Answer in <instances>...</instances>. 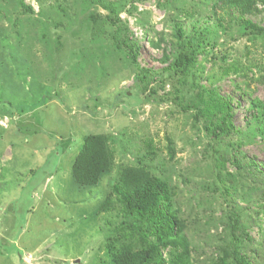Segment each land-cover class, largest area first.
<instances>
[{
  "label": "rangeland",
  "instance_id": "rangeland-1",
  "mask_svg": "<svg viewBox=\"0 0 264 264\" xmlns=\"http://www.w3.org/2000/svg\"><path fill=\"white\" fill-rule=\"evenodd\" d=\"M215 2L0 0V264H111L141 245L117 230L126 169L167 188L164 264H264V34L218 23ZM246 18L264 29V10ZM91 136L113 162L80 186Z\"/></svg>",
  "mask_w": 264,
  "mask_h": 264
},
{
  "label": "trees",
  "instance_id": "trees-1",
  "mask_svg": "<svg viewBox=\"0 0 264 264\" xmlns=\"http://www.w3.org/2000/svg\"><path fill=\"white\" fill-rule=\"evenodd\" d=\"M259 6H261V9ZM263 10L264 0H216L215 2V16L218 23L223 24L226 22L241 26L245 34L252 36L264 34V29L258 27L246 17ZM89 18L92 20L96 19L93 14ZM197 51L199 50L195 46H190L186 50L185 56L176 58L175 66L180 64L182 59L189 66L192 65L195 60L194 53ZM256 66L258 69L264 70L263 61H258ZM223 101L224 99H222ZM227 104L230 105L228 102ZM221 105V102L215 103L214 101L215 108L217 107L221 110ZM194 107L200 111L198 106ZM253 107L262 109L260 114L264 117V106L261 107L258 104H254ZM225 114L227 118H222L221 116L220 125L217 127L218 130H225L230 113L227 111ZM216 132L215 130L214 135ZM212 158L215 163L224 161L216 153H214ZM112 162L113 155L107 139L103 136L88 137L74 166L75 181L80 186L96 185L101 175L110 170ZM119 182V189L126 211L123 216L124 221L117 230L124 233L126 231H137L140 235V240L143 241L141 245L131 243L115 250L111 264H164L160 248L170 245L171 238H177L176 219L169 214V209L164 202L167 188H164L163 183L138 169L124 170ZM113 207L112 200L107 199L101 206L99 214H110ZM150 236L154 237L157 243L146 244L147 238ZM107 239L109 240L110 236Z\"/></svg>",
  "mask_w": 264,
  "mask_h": 264
}]
</instances>
